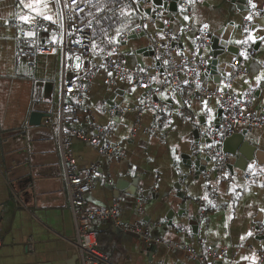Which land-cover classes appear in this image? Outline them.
<instances>
[{
  "label": "crops",
  "instance_id": "crops-1",
  "mask_svg": "<svg viewBox=\"0 0 264 264\" xmlns=\"http://www.w3.org/2000/svg\"><path fill=\"white\" fill-rule=\"evenodd\" d=\"M15 2L3 0L0 16L8 18L9 12L15 10L11 7ZM163 2H167L171 10V0ZM253 2L264 13V0ZM209 5L215 7L212 19L217 28L227 29L229 23H243L245 7L235 0H203L200 7ZM13 31L12 27L0 31V264H78L57 129L62 82L75 72L65 66L59 49L52 54L38 55L32 65L24 60L16 61V41L10 39ZM150 35L151 32L143 38L130 40L120 52L129 63L132 58L128 54L134 53L135 58L154 71L156 53L148 38ZM225 35L228 39H236L242 38L243 32L233 29ZM178 43L195 48L186 34ZM208 46L202 54L206 62L210 53ZM228 46L241 47L234 43ZM223 57L225 63L218 62L219 71L226 63L233 69L238 67L234 56L225 53ZM86 67L91 66L86 64ZM242 67L264 68V41L257 40L251 45L248 60ZM215 74L205 77L208 87L202 89L215 91L220 88V84L213 82ZM245 80L253 83L255 75L240 72L231 88L224 89L225 93L242 97L249 92V83ZM142 93L140 87L133 93L126 82L110 83L103 70L98 72L90 82L87 98L72 103L78 116V123L73 127L89 133L91 126H111L107 139H102L120 145L121 154L107 160L89 144L77 139L71 141L70 150L77 168L98 166L99 177L85 197L89 208L117 205L121 224H145L150 228L152 239H162L173 247L122 234L111 220L95 221L91 230L99 251L107 256L100 264H198L191 259V254L201 255L207 248L221 254L217 259L207 258V264H222V259L228 264H247L241 256L253 252L259 264L264 260V213L259 211L264 207V188L260 187L264 183L262 175L250 176L251 180L247 181L244 179L247 170L243 172L232 167L226 171L230 178L223 176L216 180L211 177L204 181L190 171L191 167L206 172L213 170V159L208 153L210 142L203 133L220 123L216 99L207 103V109L214 116L211 121L204 100L191 101L183 107L173 102L168 105L171 115H163L158 120L160 112L153 113L151 107L140 108ZM251 96L250 110L260 114L264 107V85L252 91ZM155 99L159 100V96ZM176 99L184 101V96L176 94ZM101 106L102 110L96 111ZM112 108L122 110L123 114H110ZM34 110L50 117L43 119L40 127L29 128L30 114ZM169 120L171 124L165 127ZM153 126L158 128L155 134L150 132ZM241 136L249 150L264 154V127H237L232 137ZM224 141L219 145L220 151L236 154L238 144L232 142L222 149ZM193 143L198 146L196 152ZM31 170L36 171L34 180L38 191L32 187L33 183L24 187L25 178L33 176ZM108 179L111 184L107 183ZM233 187L241 192L238 200L230 194ZM205 194L216 207L208 204L206 215L199 220L196 213ZM230 215L233 219L228 220ZM188 217L197 221L195 231ZM249 231L253 236L241 241L240 237ZM30 240L31 248L28 246Z\"/></svg>",
  "mask_w": 264,
  "mask_h": 264
},
{
  "label": "snow or ice",
  "instance_id": "snow-or-ice-1",
  "mask_svg": "<svg viewBox=\"0 0 264 264\" xmlns=\"http://www.w3.org/2000/svg\"><path fill=\"white\" fill-rule=\"evenodd\" d=\"M202 3L203 0H171L172 9L169 10V4L163 0H16L11 4L15 10L9 12L8 18L0 16V31L8 27L14 29L10 39L16 41L17 45H23L16 53L18 56H30L33 48L39 47L44 50L47 45H58L64 54L65 66L77 73L83 71L85 80L90 74L100 70H103L107 77L115 78L119 74L120 79H125L122 70L127 66L129 74L126 78L131 85V91L136 92L138 75L139 87L147 89L141 94L139 104L145 107L154 104L152 111L162 114L157 116L160 120L163 115H171L168 110L169 104L174 102L181 107L188 104V101L176 99L177 92L183 95L184 88H190L193 84L197 92L202 87H208L205 80L209 74L208 70L205 69L202 76L198 66L206 62L202 56L204 51L202 46L213 37H222L223 45L234 43L246 46L234 55V59L239 61L238 67L233 69L228 65L226 74L221 68L223 80L216 77L213 81L221 85L215 91L221 93L223 101H229L232 97V93H225L224 89H230L231 78L242 71L247 72L249 76L255 75L253 83L245 80V83H249V92L243 96L251 95L252 91L264 85V68L249 70L242 67L243 62L248 60L251 45L256 44L257 40L264 41V13L258 10L253 0H247L251 11L243 16V23H229L227 29L217 28L212 19L215 7L213 5L200 7ZM0 4H3V0H0ZM233 29L242 30L243 37L228 39L225 33ZM149 32L151 35L148 38L156 52L154 71L135 58L134 53L128 54L132 58L129 63L120 52L121 48L128 46L130 40L143 38ZM41 33L46 35L42 37ZM185 34L192 41L194 49L178 43ZM255 63L259 65L260 62ZM86 64L91 67H86ZM189 73L192 79L188 78ZM74 79L79 81V75ZM72 82L73 78H70L69 84ZM76 90L79 91V88ZM157 94L159 100H153L152 97ZM243 96L241 99H231L229 107L235 108L242 103L246 104ZM146 100L150 103L146 104ZM160 101L164 103L161 104ZM223 101L217 103L222 104ZM75 103H79V100ZM102 107H98L96 111H101ZM204 107L211 121L214 116L211 110L207 109V98L204 99ZM246 111V107L240 108V112ZM169 124L170 120L165 127ZM215 131L221 136L224 135L219 127ZM246 170L253 177L264 175V162L251 160L246 163ZM224 177L230 178L228 173H225ZM260 187L264 188V183L260 184ZM230 194L237 200L241 196L236 187L230 189ZM202 198L212 207H216L207 194ZM259 211L264 213V207ZM251 215L250 212L249 216ZM227 219L231 220L233 217L230 215ZM227 227L225 223V228ZM252 236L253 233L249 231L242 235L240 240L244 241ZM241 260L247 264H258L259 258L253 252L242 255ZM222 264L228 262L222 259Z\"/></svg>",
  "mask_w": 264,
  "mask_h": 264
},
{
  "label": "built area",
  "instance_id": "built-area-1",
  "mask_svg": "<svg viewBox=\"0 0 264 264\" xmlns=\"http://www.w3.org/2000/svg\"><path fill=\"white\" fill-rule=\"evenodd\" d=\"M246 1V12L245 15L251 11ZM244 22V21H243ZM41 35H46L41 33ZM39 43V42H38ZM209 44V40L205 42L202 46L205 49ZM23 45H17L16 43V53L20 51V48ZM54 49L61 48L58 45H47L44 50H41L39 47L33 48L29 55H16V61H27L30 65L34 62L35 58L38 55L43 54H52L54 53ZM25 51H28L25 49ZM155 51V49H154ZM62 52V51H61ZM156 53V52H155ZM63 54V53H62ZM64 56V54H63ZM199 69L201 70V74L207 68V62L200 64ZM90 68V67H89ZM115 72V69H113ZM102 71V70H100ZM100 71L93 72L90 74L87 79H84V72L81 71L79 73L75 72L68 78L64 79L61 86V94H60V105L57 119V129H58V145L59 150L63 162V181L65 185L66 195L68 197V202L70 206V210L72 213V218L74 222V234H75V246L77 251V261L78 264H100L107 260V256L99 251L97 246V240L95 233L91 230V224L95 221L100 220H111L113 222L114 227L121 232L122 234L139 236L144 239L147 243H153L157 245H165L168 248L173 247L170 244H166V242L159 238L152 239L150 236V228L145 224L135 223V224H121L119 222V210L117 205H114L110 208L105 209H94L89 208L86 205L85 197L90 194L93 189L94 183L99 177V170L97 165H91L86 169H79L76 166L75 158L73 153L70 150V143L73 139H77L83 143L89 144L92 148L96 150L99 156L104 157L107 160H112L114 158H118L121 154V146L118 144H113L107 140L102 138H106L110 133L111 126L107 128L103 127H94L91 126V131L89 133H85L81 130L75 129V126L78 123V116L75 108L72 103L76 100L82 102L88 96V91L90 87V82L92 78ZM125 79H120L119 74L113 77H108V81L110 83L121 81H127V75L129 74V69L125 67L122 70ZM239 74V73H238ZM79 75L80 80L76 81L74 78ZM237 77V74L234 75L231 80L232 81ZM73 78V82L70 85L69 79ZM189 79H192L191 73L188 76ZM227 82V81H226ZM129 84V83H128ZM175 84V81H173ZM86 86V87H85ZM70 87L72 91L70 92ZM137 87H139V76L137 75ZM170 87V86H169ZM79 88V91L76 89ZM141 88V87H140ZM144 92L147 91L145 88H141ZM179 94V92H177ZM157 95L152 97L153 100H156ZM184 101H188V104L191 101H199L207 98V103L210 99L214 98L216 101H223V97L218 91H207L201 89L197 92L195 88V84L192 87H185L184 92ZM231 99H241V97H237L232 95ZM243 99L247 101L246 104H241L235 108L229 107V101H223L222 104L217 103V109L220 111V123L218 127L221 131L224 132V135L221 136L219 132H216L215 127H210L205 130L203 136L209 140V145L212 147H208V153L213 159V170L211 172L206 171H198L197 168L191 167L190 171L194 175H198L202 180L207 181L211 177H214L216 180L221 179L227 171L228 157L220 151L219 145L220 143L232 136L235 133L237 127H243L247 129L251 128H261L264 127V107L262 108L260 114L252 112L250 110L252 106V96H243ZM146 104L150 102L146 100ZM185 104V105H188ZM155 107V105H151V108ZM241 107H246V112H240ZM140 108H147L144 105H140ZM71 109V111L69 110ZM110 114H123V111L116 110L112 108L109 110ZM180 114H183L180 111ZM158 130L157 126H153L150 130L152 133H156ZM132 131V136H133ZM215 133V135L213 134ZM193 150L196 152L197 144H192ZM250 174L246 173L244 179L250 181ZM264 178V175H262ZM108 184H111V180H107ZM208 201L202 200L201 205L196 213L197 219L201 220L206 215V210H208ZM188 222L194 221V218L188 217ZM178 234H182L181 231L177 232ZM32 240H30L28 246L31 248ZM221 254L215 252L211 249H205L204 253L201 255L191 254V259L196 260L198 264H207L206 259H217ZM259 264H264V260H261Z\"/></svg>",
  "mask_w": 264,
  "mask_h": 264
},
{
  "label": "water",
  "instance_id": "water-1",
  "mask_svg": "<svg viewBox=\"0 0 264 264\" xmlns=\"http://www.w3.org/2000/svg\"><path fill=\"white\" fill-rule=\"evenodd\" d=\"M237 3L244 5L245 10H246V1L245 0H235ZM171 9H172V4L170 5ZM209 50L210 53L208 55L209 60H207V68L206 70H208V72L210 74H213V72H216L215 76L216 77H221V79L223 80V76L221 75V71H219V66H218V62L221 60V65H224L225 61H224V54L228 53L231 54L232 56H234L242 47H235V46H228V45H223V39L222 37H213L211 40H209ZM152 55H153V51H151ZM237 62L239 63V61L237 60ZM228 64L226 63L223 71L224 74L227 73L228 71ZM232 67V66H231ZM218 75V76H217ZM219 84V83H218ZM220 111H218L217 116L218 118H220ZM49 115L42 113V112H38V111H33L30 114V119L28 122V126L29 128H37L40 127L41 125V121L43 119H49ZM218 125L215 126V128H217ZM47 130H49V127L47 128ZM195 138H197V132H195ZM225 141L222 143L221 147L222 149L224 148V146L226 145H230L232 142H236V144H238V149L236 154L233 153H225L224 150L223 153L229 154V158H228V164H227V168L229 170L232 169V167H237L238 169H240L241 171L245 172L246 170V163L250 162L251 160H258L261 162H264V154H261L260 151L258 150H249L248 146H246V143L243 140V137L241 136L240 138L238 137H228L226 139H224ZM190 165V164H188ZM198 164H195V166ZM203 171L202 169L198 170ZM32 175H28L27 178H25V182L26 184L24 185V187H28L31 186V184L33 183L34 190H37L36 186L38 185L37 182L34 180V178H36V171H32ZM198 176V175H196ZM38 191V190H37ZM196 222L197 221H192L190 222V224L194 225L193 227V231H195L196 229Z\"/></svg>",
  "mask_w": 264,
  "mask_h": 264
},
{
  "label": "trees",
  "instance_id": "trees-1",
  "mask_svg": "<svg viewBox=\"0 0 264 264\" xmlns=\"http://www.w3.org/2000/svg\"><path fill=\"white\" fill-rule=\"evenodd\" d=\"M184 115H185V112H184Z\"/></svg>",
  "mask_w": 264,
  "mask_h": 264
}]
</instances>
